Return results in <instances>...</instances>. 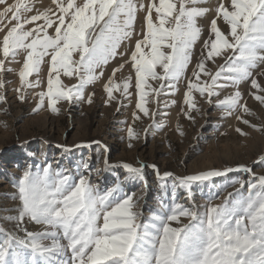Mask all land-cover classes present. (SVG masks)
Here are the masks:
<instances>
[{"label":"snow or ice","instance_id":"6c2138e0","mask_svg":"<svg viewBox=\"0 0 264 264\" xmlns=\"http://www.w3.org/2000/svg\"><path fill=\"white\" fill-rule=\"evenodd\" d=\"M206 2L51 0L41 11L34 0H0V32L7 28L0 37V89L4 87L2 73L12 71L5 68V62H16L23 54L18 72L20 87L16 89L21 102L25 101V89L40 86L39 79L29 78L38 76L44 64L48 66L47 87L36 93L34 112L47 104L53 114L59 115L57 105L62 101L84 102L86 88L103 77L109 62L117 55H126L119 49L132 39L138 16L143 12L142 38L135 41L126 61L133 69L134 85L131 76L120 82L115 80L124 64L114 68L104 85L106 105L113 100L122 105L114 93L128 99L134 86L137 111L133 119H140L138 113L152 118L146 107L148 97L174 94L184 76L187 88L183 103L188 119L194 120L191 112L199 111L194 93L211 104L213 97H220V90L231 87L235 91L217 99L216 106L227 115L237 113L236 119L254 130L264 131V127L243 118V114L252 113L242 103L239 90L241 83L250 81L257 92L249 94L264 106V94H257L264 93V87L253 76L254 70L264 64V0H230L228 5L220 0L210 21L209 37L203 41L191 78H187L193 49L202 36L197 19L209 12L199 5ZM217 59L223 63L213 73L207 65L215 64ZM62 77L77 82L65 86ZM150 81L158 82V86L153 87ZM92 95L86 98L88 104L92 103ZM4 100L0 94V102ZM170 103L174 105L176 101ZM236 132L247 136L239 127ZM128 139L129 148L133 147L132 140L139 139L131 127ZM103 163L105 169L118 166L109 164L107 159ZM255 163L264 165V157ZM119 166L129 178L144 180L145 165ZM150 167L158 179L172 178L174 187L188 190L189 198L194 183L234 171L226 168L174 177L171 172L161 176L155 165ZM84 168H88L87 163ZM235 171L253 177L248 182L247 196L238 193L239 198L233 197L222 205L209 204L203 216L195 207L179 203L167 210L161 206L147 223H141L139 198L122 193L119 185L101 192L83 175L73 182L70 175L53 172L50 166L35 171L27 166L15 185L20 201L18 215L7 218L15 222V231L0 227V264H264V174L256 175L245 165ZM234 184L244 188L245 181ZM182 217L189 223H182ZM26 220L41 230L29 231L24 226Z\"/></svg>","mask_w":264,"mask_h":264},{"label":"rangeland","instance_id":"374dc122","mask_svg":"<svg viewBox=\"0 0 264 264\" xmlns=\"http://www.w3.org/2000/svg\"><path fill=\"white\" fill-rule=\"evenodd\" d=\"M14 2L15 0H9V3ZM34 2L36 8L42 11L50 5L51 0ZM141 2L147 4L148 0ZM219 2L220 0H207L206 3L199 5L208 8L209 12L197 19L202 36L193 49L187 78H191L192 69L200 58L203 41L209 37L210 21L216 15L215 9ZM224 3L228 5L230 0H224ZM143 17L144 13L141 12L136 22L135 34L119 49L126 55H117L109 62L103 69V77L86 88L84 102L62 101L58 104L59 115L53 114L47 104L38 112L33 111L38 102L36 93L46 91L47 64L42 66L38 76L34 74L29 78L30 81L39 79L40 86L25 89V101L21 102L18 99L20 93L16 89L20 87L18 72L24 56L23 54L18 56L16 62H5V68L12 69L2 73L4 87L0 89V94L5 98L4 102H0V227L5 231H15V222L7 218L18 215L20 201L15 185L27 166H31L34 171L50 166L53 172L60 171L70 175L73 182L83 175L92 185L99 186L101 192L119 185L122 193L135 194L134 198H139L137 210L141 213V223H147L154 212L161 210V206L163 210H167L179 203L184 207H195L203 216L209 204L222 205L226 200L231 201L233 197L239 198L238 193L247 196L248 182L253 177L251 174L249 177L247 172L235 171L240 165L248 167L250 164L256 175L264 174V165L255 163L264 157V131L254 130L238 121L237 113L227 115L216 106V100L230 95L235 91L234 88L220 90V97H213L211 104L201 98L199 93H194L196 107L199 109L191 112L194 120L188 119L185 115L188 109L183 103L187 88L184 76L181 77L174 94L148 97L149 103L146 107L153 114L152 118L138 113L140 119H133V113L137 111L134 86L129 90L131 96L128 99L121 97L119 92L114 93L118 100H122V105L117 100L106 105L104 85L114 68L124 64L125 67L116 74L115 80L120 82L131 76L134 85V72L130 62L126 61H129L135 41L142 38ZM218 24L227 31L222 21H218ZM6 31L7 28L0 32V37ZM221 63L223 60L217 59L215 64L209 62L207 66L214 73ZM258 73H264V64L253 72L258 83L264 87V75ZM62 81L65 86L77 82L67 77H62ZM150 83L153 87L158 86L156 81ZM239 90L243 97L242 103H246L252 113L243 114V118L248 119L251 124L264 127V106L249 94L256 93L257 90L251 88L250 81L241 83ZM92 93H94L92 103L88 104L86 98ZM172 100L176 101L174 105L170 103ZM129 127L139 136V139L131 141L133 144L131 148L128 147ZM238 127L246 132L247 136L237 133ZM105 147L107 151H104ZM104 159H107L109 164L118 166L105 169ZM239 159L251 161L248 164H240L236 162ZM85 163L88 168H84ZM123 163L136 167L145 165L144 180L129 178L126 170L119 166ZM208 163H212L213 170L223 171L232 168L234 171L194 183L191 198L188 190L173 186L172 178L158 179L156 171L150 167L155 165L161 176L165 172H171L174 177H183L189 175L186 173L189 167L209 171L208 168L201 169ZM237 180L245 181L244 188L234 184ZM229 193L232 194L231 197ZM181 221L184 224L189 223L183 217ZM24 226L29 231H39L36 225L27 220Z\"/></svg>","mask_w":264,"mask_h":264},{"label":"bare ground","instance_id":"6f19581e","mask_svg":"<svg viewBox=\"0 0 264 264\" xmlns=\"http://www.w3.org/2000/svg\"><path fill=\"white\" fill-rule=\"evenodd\" d=\"M224 28H226V27H224ZM73 109V108H72ZM52 131V130H51ZM154 145V144H153ZM144 150V149H143ZM224 151V150H223ZM226 151V150H225ZM256 152V151H255ZM217 153V152H216ZM139 155V154H138ZM253 155V154H252ZM128 158V157H127ZM227 159V158H226ZM11 160V159H10ZM209 160V159H208ZM205 161V160H204ZM228 160H226V162H227ZM251 161V159H248V160H243V159H239V160H237L236 162L237 163H239L240 162V164H248V162H250ZM207 162V161H206ZM250 165V164H249ZM248 165V167L250 168V166ZM247 166V165H246ZM213 166H212V163H208V164H206V165H204V166H202V168L201 169H204V168H208L209 170H213V168H212ZM205 171H208V170H199V169H195V168H193V167H189L188 168V170H187V174H189V175H194V174H198V173H201V172H205ZM256 174V173H255ZM248 176L250 177V173L248 174ZM250 180V179H249ZM135 183V182H134ZM183 201V200H182ZM37 228L39 229V231L41 230L40 229V227L39 226H37Z\"/></svg>","mask_w":264,"mask_h":264}]
</instances>
